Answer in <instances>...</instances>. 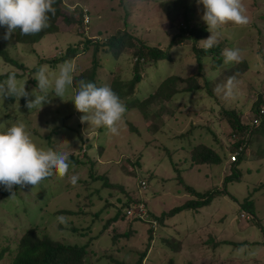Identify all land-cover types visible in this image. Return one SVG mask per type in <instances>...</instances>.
Here are the masks:
<instances>
[{
	"label": "rangeland",
	"instance_id": "rangeland-1",
	"mask_svg": "<svg viewBox=\"0 0 264 264\" xmlns=\"http://www.w3.org/2000/svg\"><path fill=\"white\" fill-rule=\"evenodd\" d=\"M128 1L132 0H63V4L83 11L87 22L91 23L85 29L91 39H102L105 34L114 35L116 31L127 28L134 37L150 46L169 50L170 61H161L147 68L143 72V79L135 87L136 94L121 98L124 103L143 101L154 94L157 86L169 76L178 78L174 88L176 91L182 90L187 84L181 83L179 78L186 79L195 75L197 64L188 41L169 49L171 39L178 32L177 25L182 20V9L176 8L170 13L169 9L176 3L188 6L192 23L206 26L201 19L203 5L197 0H171L167 3L166 0H135L137 2L133 5ZM243 3L250 18L249 24L236 26L229 23L222 26L217 43L223 42V49L240 48L248 68L244 72H236L235 67L239 70L241 65L225 64L223 57V65L211 71L206 60L205 75L199 79L200 91L192 94L180 92L167 103H147V117L157 112L154 121H151L152 117L145 119L136 107L127 109L119 136L107 133L104 128L87 130V122H80L83 114L76 111L70 100L71 90L62 99L49 92L48 102L28 108V100L41 95L39 89H36L35 74L31 77H16L18 83L26 81L25 89L30 93L27 99L9 96L0 100V130L23 121L32 133L34 142L42 149L52 148L57 152L80 156L82 149L87 148L88 158L97 160L92 175L105 174L110 182H117L127 190L134 191L135 196L142 200L139 208L144 210L145 206L149 221L154 217L160 218L191 198L177 183L175 167L183 181L199 192L225 188L224 195L215 197L208 206L198 211L176 214L159 226L154 220L156 232L150 242L145 264H169L170 261L173 264H264V128L249 135L244 158L237 166L239 176L234 178L229 165L231 155L227 152L232 138L229 137L230 130L225 128L227 121L225 117L222 118L223 111L234 109L243 113V119L252 131L250 122L253 115L250 107L264 86V44L261 43L262 37L259 39L255 32L263 26L259 17L264 15V0H243ZM5 31L4 27L0 30V47L28 70L42 62L49 69L50 80L58 75L61 64L53 66L46 61L80 40L75 30H72L44 36L34 45H29L17 43L12 35L5 40ZM198 47L204 48L205 42L201 41ZM92 59L93 50L90 49L71 61L75 67L73 75L76 81L80 73L83 74L81 79L88 81L92 73ZM95 59L98 64L97 86L110 85L114 76L124 82L132 79L128 55L115 60L110 54L100 51ZM15 69L0 58V75ZM15 72L22 74L20 70ZM230 76L236 78L237 92L234 99L225 100L223 92L214 89ZM31 79L34 81L30 82ZM41 129L46 131L42 133ZM54 130L49 139L48 136ZM197 143L217 150L223 163L190 168L189 150ZM98 146L104 148L101 155L97 153ZM138 155L139 163L134 165ZM90 171L89 164L76 166L64 180L50 181L55 179L52 176L37 187H18L14 195L0 197V248L9 244L13 250L16 239L28 223L43 219L40 224L46 226L42 233L53 240L83 245L94 238L87 248L83 264H111L101 257L102 250H107L106 254L120 263L136 262L140 251L148 245L149 224L131 222L126 218L119 221L115 229L96 238L115 210L110 208L97 218L94 214L106 207L105 199H109V206L112 204L121 210L118 201L123 196L112 193L108 188L99 192L100 181L88 185L91 183ZM73 175L78 177L75 185L70 182ZM225 178L230 179L223 184ZM141 180L147 182L145 189L138 187ZM0 190L7 191L2 185ZM246 199L253 201L254 216L240 211L239 205ZM78 206L83 207L84 211H90V215L84 218L56 215L61 210H77ZM128 212H125L127 217ZM73 226L78 231H74ZM80 228L84 229L85 235L80 234ZM124 233H128L127 238L122 236ZM115 237L119 238L116 242L113 241ZM213 240L231 244L217 245ZM11 256L10 252L0 264H10Z\"/></svg>",
	"mask_w": 264,
	"mask_h": 264
},
{
	"label": "trees",
	"instance_id": "trees-1",
	"mask_svg": "<svg viewBox=\"0 0 264 264\" xmlns=\"http://www.w3.org/2000/svg\"><path fill=\"white\" fill-rule=\"evenodd\" d=\"M171 0H166L165 2H170ZM130 4H134L137 1L132 0L128 1ZM182 3V2H181ZM164 4V3H163ZM170 6V5H169ZM56 12L55 15H50L49 20V27L46 28L44 31H42L39 34L36 35H28V36H21L19 33V30L14 32L12 34L13 39L17 43L22 44H29L34 45L35 43L39 42L44 36L55 34V33H66L72 30H75V35L80 37V40L77 44L73 46H68L64 52L60 53L58 56L53 57L50 61H46L50 63L51 65L55 64H63L66 61H73L78 59L82 54L86 53L88 50H93V59H92V66H90V69H92V73L88 78V81L93 82L96 84L97 81V61H96V55L100 51H104L108 54H110L115 60H118L123 55H128L130 58L131 63V69L133 73V77L129 82H124L117 78L116 76L111 78L110 86L113 89L115 93L120 97V99L124 96L136 94L137 91V85H139V82L143 79V72L146 71L147 68L158 65L161 61H170V52L169 50L163 51L157 47L150 46L148 43L142 41L139 38L134 37V35L130 32L129 29L125 28L124 30L116 31L114 35H103L104 37L102 39L94 38L91 39L88 37L87 32L85 29L86 27H89L90 24L86 25L84 23V13L81 9H71L66 7L63 4V0H56V3L54 5ZM179 8L182 9V20L179 25H177V34L171 39L170 48L176 47L180 44H183L185 41H188L191 47V51L194 54L195 61L197 64V72L195 75L190 76L189 78L182 79L179 78L181 83L184 85L187 84L186 87H184L182 90L179 89L176 91V88H174L175 85H177L178 78L174 76L166 77L159 86H157V89L155 90V93L152 95H149L148 98H145L143 101L139 100H132L127 101L126 107L127 109L131 108H138L139 111L142 112L145 119L149 120L150 117H152L151 121H154L156 117V113H153L150 117L148 116V105L147 103H158L162 104L170 102L174 95L184 92V93H194L201 90V86L199 83V79L203 78L206 72V69L204 67V62L206 63L208 61V67L209 70L215 71L218 70L223 64V56H222V50H223V42L217 43L214 47L205 50L204 48H199L198 44L206 39L210 33L207 31L206 26L202 25H194L192 23L191 17H190V8L188 6H182L180 3H176L173 6H170V12H172L174 9ZM126 15V14H125ZM261 23L263 26L259 27L255 32L258 34V38L261 39V43L264 44V30L261 28H264V15H261L260 17ZM171 21V20H170ZM79 28V30H78ZM2 27H0V30ZM0 58L3 60V62L6 65L15 67L16 69L10 72H7L5 75H0V81H4L7 78L8 73L14 72L16 74V77H22L24 75H27L31 77L36 73L38 68L42 65V62L38 66H34L32 69L28 70L23 64H19L14 59H12L8 53L3 50L0 47ZM207 60V61H206ZM240 68L239 70L235 67L236 72H244L248 65L243 60L241 63H239ZM20 70L22 71L21 75H18L15 71ZM82 73L77 77V80H80L82 78ZM34 81L33 79L30 80ZM172 88V90H171ZM122 100V99H121ZM147 104V105H145ZM261 105H264V86L263 90L259 92V94L256 96L254 101L251 104L250 112L252 117L259 120V125L254 126L253 130L251 131L250 126L245 122L243 119L244 115L243 113L236 112V110H229V111H223L222 115L227 122V126L225 128L229 129V137L232 138V142L227 147L228 155L235 156L234 161H230L229 159V165H230V171L231 176L234 178H237L239 176V173L237 172V166L240 164V162L244 158V152L248 144V135H251L253 132H257L260 129L264 128V116L263 118L259 117V107ZM243 115V116H242ZM129 123V122H128ZM55 132H51V134L48 136L49 139H51L52 134ZM187 135V134H186ZM82 138V137H81ZM82 149V148H81ZM80 149V150H81ZM82 155L77 154H70V160L72 163V166L69 168V171L76 167L81 166L85 164H89L90 166V182L88 185L93 184L94 181H100V189L103 190V188H108L109 191H112V193H119L123 196V198L118 201L120 205L122 206V209L113 207L112 204L109 206V199H105L106 207L103 208L100 213L94 214V217L97 218L100 216L101 213L104 211H107L108 209H114V215L107 220L106 224L101 229V233L96 237L99 239L100 236L105 235V233L108 230H113V228H116L117 223L119 221H123L126 218H129L131 222L134 221H140L144 224H149L150 229L147 231L149 233L148 236V245L145 249L140 251L138 254V258L136 262L131 264H145L147 254L150 250V242L154 239V234L156 232V229L154 225L159 226L160 224H163L166 219L169 217H172L176 214H180L184 211H198L199 209L208 206L212 200L217 197L225 194V188H222L221 190H206L204 192H199L195 190L192 186L186 184L182 177L180 176V173L178 171V168H174L176 174H177V183L183 188V190L192 198L188 199L186 202H184L182 205L177 206L173 209H171L169 212L163 214L160 218H153V220L149 221L148 219V212L146 216V220H141L139 217H135V214L139 212V204L142 202V200L137 196H135L134 191L127 190L123 185L115 182H110V180L107 178V176L104 174L101 175H92V172L97 165V160H92L88 158L87 154V148H83ZM104 148L102 146L97 147V153L101 155L103 153ZM80 152V151H79ZM138 155L135 158L134 165H137L139 163L138 161ZM230 156V158H231ZM86 161V162H85ZM189 167L192 168L193 166H216L221 165L223 163L222 157L220 156L219 152L217 150H214L208 146H206L203 143H197L189 150ZM176 165V164H173ZM68 171V172H69ZM68 174V173H67ZM67 176V175H66ZM60 177L57 175H53L55 179H52L50 181H57L58 180H64L66 178ZM51 177L45 179L49 180ZM231 178V177H230ZM230 178H225L224 183H226ZM142 182L145 184L142 185ZM145 181H139L138 187L141 189H145L146 186ZM87 184H85L86 187ZM87 185V186H88ZM145 186V187H143ZM19 186H15L13 188V192H16V189ZM88 188V187H86ZM138 191V189H137ZM138 193V192H137ZM12 193L9 191H2L0 190V197L10 196ZM111 195V193H110ZM108 200V201H107ZM77 207V210H61L56 213V215H61L65 217H88L90 214V211H84L83 207ZM108 207V208H107ZM240 211L247 212L254 216V204L253 201L250 199L244 200L243 203H240L239 205ZM145 208V206H144ZM126 211H132L134 214L132 217L126 216ZM85 215V216H84ZM156 222H155V221ZM40 222L35 223H28L26 228L22 230L20 235L15 241V248L11 250V247L9 244H7L5 247L0 248V261L4 258V256L8 255L11 252V263L10 264H83L84 257L87 254V248L90 244H92L91 240H88L83 245H74V244H68L67 242H63L60 240H53L49 235L46 233H42L44 226L46 224H40L43 222V219L39 220ZM151 222V223H150ZM70 223V222H69ZM73 224V221H71ZM61 225V224H60ZM113 225V227H112ZM152 225V226H151ZM74 231H78L77 228L74 226L72 227ZM82 231L80 233L81 235H85L86 232H84V229H79ZM131 230H129V233ZM76 233V232H75ZM124 238H127L128 233H124L122 235ZM119 238L115 237L113 239L114 242H116ZM166 240H164L165 242ZM212 241V239H210ZM167 242V241H166ZM213 242H217L216 240H213ZM219 243L224 244H231L230 242H217L216 244L219 245ZM243 245V244H239ZM107 250H102L101 257L108 260L111 264H125L120 263L116 260L111 259L107 254ZM169 264H173L172 261L169 262Z\"/></svg>",
	"mask_w": 264,
	"mask_h": 264
},
{
	"label": "clouds",
	"instance_id": "clouds-1",
	"mask_svg": "<svg viewBox=\"0 0 264 264\" xmlns=\"http://www.w3.org/2000/svg\"><path fill=\"white\" fill-rule=\"evenodd\" d=\"M197 2L203 5L201 19L210 33L203 40L205 50L217 44L222 26L229 23L247 26L250 22L243 0H197ZM55 3L56 0H0V27L6 29L3 38L9 39L17 30L21 36L36 35L44 31L49 27V14L55 15ZM222 56L225 64H239L244 59L242 50L238 47L223 49ZM74 72V65L66 61L59 66V73L55 79L50 80L48 67L40 66L34 79L37 81L36 89H39L41 95H34V100H28L27 107L31 108L37 103L42 106L48 102L49 92L62 99L71 90L70 100L76 111L83 114L80 122L82 124L87 122V130L104 128L107 133L119 136L127 112L126 104L110 85L97 86L84 79L76 81ZM25 83L26 81L18 83L14 72L8 73L7 78L0 81V100L9 96L27 99L30 93L26 91ZM214 91L223 92L225 100L234 99L237 92L235 76L228 77L223 84H217ZM44 131L46 129H41L42 133ZM69 157L68 152L38 147L27 125L23 121H17L0 130V185L14 195L15 192L12 190L15 186L24 188L30 185L33 188L53 175L64 177L72 166ZM77 180L76 175L70 177L73 185Z\"/></svg>",
	"mask_w": 264,
	"mask_h": 264
},
{
	"label": "built area",
	"instance_id": "built-area-1",
	"mask_svg": "<svg viewBox=\"0 0 264 264\" xmlns=\"http://www.w3.org/2000/svg\"><path fill=\"white\" fill-rule=\"evenodd\" d=\"M84 23L86 24V23H88L87 22V18L84 16ZM259 117L260 118H263V116H264V105H261L259 108ZM250 124L251 125H254V126H257V125H259V120L258 119H256V118H254V117H252V119H251V122H250ZM234 158H235V156L233 155V156H231V158H230V161H234ZM145 183L144 182H142V185H144ZM143 187H145V186H143ZM139 208V207H138ZM145 211V212H144ZM133 212L132 211H129L128 212V215H129V217H132L133 216ZM137 217H139L141 220H146V210H145V208H144V210H143V208H139V212L137 213ZM244 216L243 215H241V218H243Z\"/></svg>",
	"mask_w": 264,
	"mask_h": 264
}]
</instances>
